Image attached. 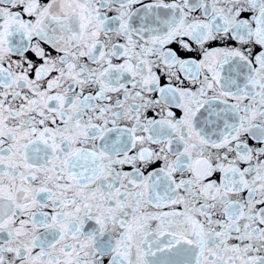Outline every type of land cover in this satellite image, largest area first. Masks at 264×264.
<instances>
[{
	"label": "snow or ice",
	"instance_id": "1",
	"mask_svg": "<svg viewBox=\"0 0 264 264\" xmlns=\"http://www.w3.org/2000/svg\"><path fill=\"white\" fill-rule=\"evenodd\" d=\"M0 264H264V0H0Z\"/></svg>",
	"mask_w": 264,
	"mask_h": 264
}]
</instances>
